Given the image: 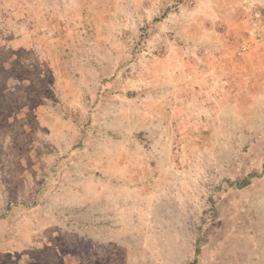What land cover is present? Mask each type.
Segmentation results:
<instances>
[{
    "label": "rangeland",
    "instance_id": "374dc122",
    "mask_svg": "<svg viewBox=\"0 0 264 264\" xmlns=\"http://www.w3.org/2000/svg\"><path fill=\"white\" fill-rule=\"evenodd\" d=\"M0 264H264V0H0Z\"/></svg>",
    "mask_w": 264,
    "mask_h": 264
},
{
    "label": "trees",
    "instance_id": "16d2710c",
    "mask_svg": "<svg viewBox=\"0 0 264 264\" xmlns=\"http://www.w3.org/2000/svg\"><path fill=\"white\" fill-rule=\"evenodd\" d=\"M249 183V180H242V184H240L241 186H245V185H247ZM244 184V185H243Z\"/></svg>",
    "mask_w": 264,
    "mask_h": 264
}]
</instances>
